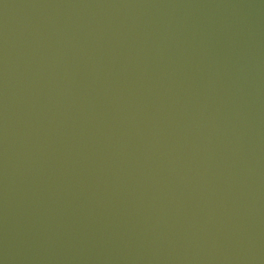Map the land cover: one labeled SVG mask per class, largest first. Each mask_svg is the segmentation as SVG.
<instances>
[{"label": "water", "instance_id": "obj_1", "mask_svg": "<svg viewBox=\"0 0 264 264\" xmlns=\"http://www.w3.org/2000/svg\"><path fill=\"white\" fill-rule=\"evenodd\" d=\"M0 264H264V0H0Z\"/></svg>", "mask_w": 264, "mask_h": 264}]
</instances>
